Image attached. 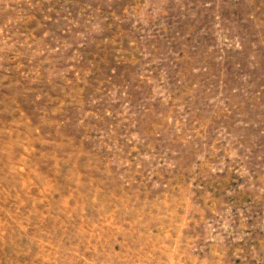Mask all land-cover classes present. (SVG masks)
<instances>
[{"label": "rangeland", "instance_id": "1", "mask_svg": "<svg viewBox=\"0 0 264 264\" xmlns=\"http://www.w3.org/2000/svg\"><path fill=\"white\" fill-rule=\"evenodd\" d=\"M0 264H264V0H0Z\"/></svg>", "mask_w": 264, "mask_h": 264}]
</instances>
